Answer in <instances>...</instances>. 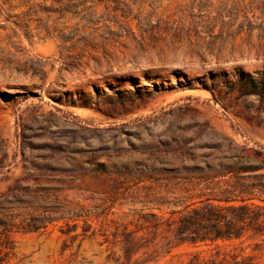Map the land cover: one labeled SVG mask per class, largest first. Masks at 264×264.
<instances>
[{
  "label": "rangeland",
  "instance_id": "374dc122",
  "mask_svg": "<svg viewBox=\"0 0 264 264\" xmlns=\"http://www.w3.org/2000/svg\"><path fill=\"white\" fill-rule=\"evenodd\" d=\"M0 264H264V0H0Z\"/></svg>",
  "mask_w": 264,
  "mask_h": 264
},
{
  "label": "trees",
  "instance_id": "16d2710c",
  "mask_svg": "<svg viewBox=\"0 0 264 264\" xmlns=\"http://www.w3.org/2000/svg\"><path fill=\"white\" fill-rule=\"evenodd\" d=\"M202 212L200 211H197V210H193L192 213L184 218H182V221H184V223H187V224H191L190 222H193L195 221V217H198V214H201ZM202 215H205L204 213H202Z\"/></svg>",
  "mask_w": 264,
  "mask_h": 264
}]
</instances>
